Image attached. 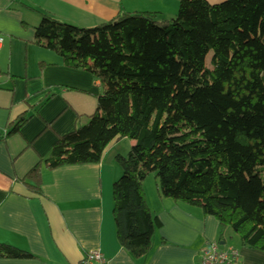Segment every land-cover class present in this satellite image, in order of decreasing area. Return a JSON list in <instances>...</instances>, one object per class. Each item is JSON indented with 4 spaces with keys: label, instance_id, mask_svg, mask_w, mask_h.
Instances as JSON below:
<instances>
[{
    "label": "trees",
    "instance_id": "trees-1",
    "mask_svg": "<svg viewBox=\"0 0 264 264\" xmlns=\"http://www.w3.org/2000/svg\"><path fill=\"white\" fill-rule=\"evenodd\" d=\"M36 35L62 65L92 74L102 94L86 125L17 182L42 195L43 168L98 165L110 144L129 140L127 156L115 158L113 220L134 260L146 264L162 228L146 200L153 175L161 198L216 219L222 249L231 230L242 248L264 252V0H180L175 19L121 12L91 29L42 14ZM0 258L35 259L5 244Z\"/></svg>",
    "mask_w": 264,
    "mask_h": 264
},
{
    "label": "crops",
    "instance_id": "crops-1",
    "mask_svg": "<svg viewBox=\"0 0 264 264\" xmlns=\"http://www.w3.org/2000/svg\"><path fill=\"white\" fill-rule=\"evenodd\" d=\"M152 1L154 7L141 3L148 0H0V245L35 257L0 258V264H78L90 250L101 251L109 264H140L120 246L113 220V184L122 176L115 158L126 155L112 152L129 140L110 144L98 165L43 168L42 195L16 179L47 158L59 137L86 125L102 94L92 74L65 67L38 44L42 14L81 29L121 12H157L162 19L165 12L178 14L180 0ZM198 1L214 6L227 0ZM133 5L146 9L131 11ZM24 116L31 117L11 134L10 126ZM149 185L147 179V204L162 228L146 264H197L208 243H219V223L200 209L161 198L157 185L151 194ZM235 239L225 235L220 245L239 250L237 264H264V252L242 248Z\"/></svg>",
    "mask_w": 264,
    "mask_h": 264
},
{
    "label": "built area",
    "instance_id": "built-area-1",
    "mask_svg": "<svg viewBox=\"0 0 264 264\" xmlns=\"http://www.w3.org/2000/svg\"><path fill=\"white\" fill-rule=\"evenodd\" d=\"M4 39L0 36V48ZM240 252L237 248L222 249L217 243H208L201 252L197 264H237L240 261ZM78 264H109L106 257L99 250L87 251Z\"/></svg>",
    "mask_w": 264,
    "mask_h": 264
},
{
    "label": "rangeland",
    "instance_id": "rangeland-1",
    "mask_svg": "<svg viewBox=\"0 0 264 264\" xmlns=\"http://www.w3.org/2000/svg\"><path fill=\"white\" fill-rule=\"evenodd\" d=\"M139 1V0H138ZM141 3H145L146 4V6L145 7H147V5L149 4V3H151L152 5H153V7H154V5L156 4L155 3V1H152V0H148V2L146 3V2H141ZM141 7H143V8H141ZM144 6H142V5H133L132 7H130V9H133V10H131V11H134V10H138V11H140L141 9H146ZM176 13H178V12H176ZM165 17L168 19V20H170V19H175L176 17H177V14H174V16H171L170 14H168L167 12H165ZM172 17V18H171ZM211 59H212V53H209V55L207 56V60H206V62H207V65L208 66H210V67H212V64H211ZM131 146H132V144L129 142V141H124V142H121V145L119 146V147H117L116 149H115V151H113L112 153H115L117 150L118 151H121V153L123 154V155H126L127 156V154L129 153V151H130V149H131ZM149 182H150V185H149V189H150V191H151V194L153 193V192H155V185H157V186H159V181H158V179H156V177H155V175H153V176H151L150 178H149ZM155 182V183H154ZM159 190V189H158ZM226 236H230L232 239L233 238H237V236L231 231V230H228L227 232H226V234H225ZM227 238V237H226ZM228 241V244H232V240H227ZM237 241L239 242V240L238 239H235L234 240V243L235 244H237ZM223 247H226V246H223Z\"/></svg>",
    "mask_w": 264,
    "mask_h": 264
}]
</instances>
